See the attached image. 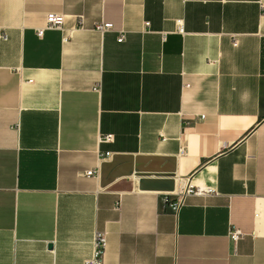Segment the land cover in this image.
<instances>
[{
  "label": "crops",
  "instance_id": "obj_1",
  "mask_svg": "<svg viewBox=\"0 0 264 264\" xmlns=\"http://www.w3.org/2000/svg\"><path fill=\"white\" fill-rule=\"evenodd\" d=\"M100 231L104 264H264V0H0V264Z\"/></svg>",
  "mask_w": 264,
  "mask_h": 264
},
{
  "label": "built area",
  "instance_id": "obj_2",
  "mask_svg": "<svg viewBox=\"0 0 264 264\" xmlns=\"http://www.w3.org/2000/svg\"><path fill=\"white\" fill-rule=\"evenodd\" d=\"M82 22V20L80 21ZM150 24L149 22L145 23V27H149ZM96 28L102 32H110V31H115L114 30V25L110 23H102L98 24ZM47 30H59V31H64L65 30V15L63 14H58V13H50L46 16V20L44 23V26L38 28L37 34L39 37H42L44 33ZM180 31L183 32V28H180ZM125 31L121 30L118 31V42H123L125 40ZM3 38H6L4 35ZM111 139V136H106L104 140L108 141ZM89 176H92L94 172H88L87 173ZM188 195H196L200 193V190L197 188H189L186 192ZM177 205L174 206L176 208ZM241 236V232L238 230H235L234 232L230 233V238L233 241H237ZM107 247V233L106 232H98L96 234V239H95V245H94V255L91 260L87 262V264H104V254L105 250Z\"/></svg>",
  "mask_w": 264,
  "mask_h": 264
}]
</instances>
